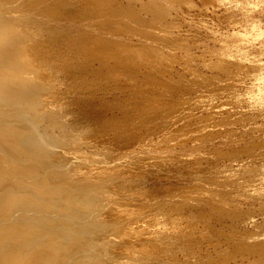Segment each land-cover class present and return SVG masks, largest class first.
<instances>
[{"label":"bare ground","instance_id":"1","mask_svg":"<svg viewBox=\"0 0 264 264\" xmlns=\"http://www.w3.org/2000/svg\"><path fill=\"white\" fill-rule=\"evenodd\" d=\"M136 11L130 5H118L116 0H0V187L22 183L19 189H7L0 196V203L10 210L16 203L14 199L33 186L39 192L58 194L72 203L89 204L91 213L96 212L91 216L96 214L94 218L100 225L97 229H102L106 238L103 240L102 235L99 242L93 237L96 234L92 236L93 251L101 249L102 256L97 253L101 260L88 257L93 256L89 253L92 247H84L79 250L80 255L77 253L78 264H138V258L160 264L179 241L190 254L197 243L196 236L203 233L185 231L186 223L189 224L187 214L192 213L189 208L190 213L186 214L185 208L196 205L192 200L221 211L240 212L238 204L229 203L218 191L197 183L157 189L134 184V178L152 173L164 158L144 163L141 155L142 160L135 158L137 152L132 154L134 157L131 155L133 143L147 147L158 127L168 129L179 121L181 128L186 129L189 119H185L196 104L192 101L208 98V93H204L207 86L202 82L187 85L183 75L173 73L179 56L159 55L151 47L152 42L167 41L156 25L143 29L125 20V16L135 15ZM75 19L81 20L85 29L74 32L64 26L66 21ZM89 23L93 26L89 27ZM135 35L139 37L137 42ZM115 89L122 94L110 98L108 95ZM97 90H103L104 95L99 96ZM193 92L201 95L192 99ZM2 102L11 105L12 112L13 104L24 103L28 112L22 111L19 117L46 118L51 125L66 129V137L53 138L60 143L55 155L48 154L51 149L39 147L42 144L36 136L21 135L16 126L9 128L7 121L12 115L4 111ZM65 138L75 147L69 146ZM249 147L245 149L249 151ZM118 149L124 150L125 155ZM236 152L238 149H234ZM10 161L15 165L7 167L5 163ZM195 168L200 174L203 171L214 176L224 172L223 168ZM24 172L30 173L32 179L22 176ZM32 174L37 175L33 178ZM161 194L181 198L151 200ZM22 204L28 207L30 202ZM197 212L199 217L203 214ZM5 218L8 219L0 220V264H48L55 257L56 248H44L49 237L45 243L38 239L6 242L18 239L26 229L17 225L21 219L17 214ZM214 228L208 223L205 231L213 233ZM19 230L21 234H13ZM249 236L242 237L234 230L228 234L229 239L237 241L236 253L251 254L255 260L264 261V240ZM230 259L231 254L224 255V260Z\"/></svg>","mask_w":264,"mask_h":264},{"label":"rangeland","instance_id":"2","mask_svg":"<svg viewBox=\"0 0 264 264\" xmlns=\"http://www.w3.org/2000/svg\"><path fill=\"white\" fill-rule=\"evenodd\" d=\"M116 3L130 5L137 10L135 15L125 16V20L132 26L151 29L150 25H156L155 28L166 35L167 41L152 42L151 47L159 55L179 56L174 62L173 73L183 75L187 85L202 82L207 86L204 93L209 94H207L208 98L206 97L202 102L192 101L196 102L191 111L194 115L190 114L186 117V121L189 119L186 129L181 128L179 121L168 129L158 127V130L156 129L158 132L155 131L154 135L150 136V143H146L147 147H139L141 143H133L134 149L131 155L137 152L136 156H132L140 157V159L142 156L143 162L164 158L162 165L152 170V173L148 172L150 176L146 172L144 174L146 177L143 175L138 176L140 178H134V184L143 189H149V187L157 189L162 186H186L197 183L203 188L218 191L217 193L229 203L238 204L240 210L238 214H235L192 200L196 205L185 208L186 214L192 212L187 214L189 224L186 223L185 231L195 235L198 231L203 233H198L200 236H196L197 243L192 248L193 252L191 250L189 254L185 245L179 241L163 261L166 264H170L171 261L172 264H264V261L255 260V256L251 254L236 253L237 241L228 237L231 230H234L242 237L251 235L248 238L252 240L255 238L264 240V0H119L118 2L116 0ZM65 24V27L74 32L85 29L83 27L85 24L79 19L68 20ZM87 25L93 26L92 23ZM105 34L112 35L110 32ZM114 35L113 33L112 37H116ZM133 38L135 42L139 40L137 35ZM229 65L232 67L228 68ZM115 91L112 90V95L108 96L111 98L122 94L120 90ZM96 93L99 96L104 95L103 90H97ZM195 93H191L192 99L201 95ZM23 104L17 103L18 106L13 104L15 109L12 112L11 105L1 103L5 108L4 111L12 115L7 121L9 122L7 126L9 128L16 126L14 128L26 137L36 136L38 143L42 144L39 147L43 146L47 151L51 149L48 154L55 155V150H59L60 143L55 142L53 138H64L68 132L58 125H51L46 118L36 119L34 115L19 117L18 114L22 111L28 112V106ZM38 137L44 143L40 142ZM48 137L50 140L46 141ZM69 141L67 139L65 142L75 147L74 142ZM29 147L33 146L29 145ZM245 147H249L250 150L248 151ZM234 149H238L235 154ZM119 152L125 155L124 150ZM165 161L166 163H163ZM5 164L7 167L15 165L11 161ZM195 167L202 170L223 168L224 172L214 176L212 173L202 171L201 175L194 170ZM23 174L22 176L27 179H32L30 173ZM36 175L32 174L33 178ZM60 182L64 183V181ZM21 184L1 186L0 196L7 189L21 188ZM57 195L39 192L32 186L25 191V194L14 199L16 203L11 205L10 210L5 203H0V212H3L0 213L2 217L0 220L17 214L21 218L16 221L17 225L26 229L23 233L21 230L13 233L14 235L22 233L18 239H10L6 242L12 244L11 241L23 242L38 239L45 243L49 240L48 237L51 238L52 240L50 239L44 248L46 250L56 248L57 251L48 264H78L79 250L84 247H92L89 253L93 256L88 257H93L95 261L101 260L103 253L100 248V252L98 249L93 251L95 242L92 236L93 233L96 234L93 237L99 241V238L103 236L105 240L106 234L102 232V229H97L100 225L94 218L96 214L91 216L96 212L91 213L89 204L72 203ZM158 196L152 197L151 200L156 199L160 202L181 198L178 195L171 197L167 194ZM26 200L30 202L28 207L22 204ZM186 200L191 199L186 198ZM189 208L190 211H188ZM197 211L203 214L199 217ZM194 214H197L199 218ZM206 221L215 227V233L209 232V235L205 231L208 224ZM205 233L208 235L205 236ZM1 235L0 233L2 238ZM174 249L176 250L173 251ZM225 254H231L232 259L224 260ZM169 259L170 262H168ZM163 261L160 264H164ZM98 263L101 264V262ZM137 263L145 264L146 262L138 258Z\"/></svg>","mask_w":264,"mask_h":264}]
</instances>
